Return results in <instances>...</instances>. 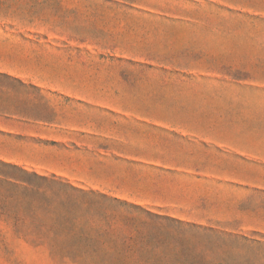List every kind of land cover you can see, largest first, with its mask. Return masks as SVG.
Returning a JSON list of instances; mask_svg holds the SVG:
<instances>
[{
  "label": "rangeland",
  "instance_id": "374dc122",
  "mask_svg": "<svg viewBox=\"0 0 264 264\" xmlns=\"http://www.w3.org/2000/svg\"><path fill=\"white\" fill-rule=\"evenodd\" d=\"M0 66V264H264V0H0Z\"/></svg>",
  "mask_w": 264,
  "mask_h": 264
},
{
  "label": "crops",
  "instance_id": "0c3cea01",
  "mask_svg": "<svg viewBox=\"0 0 264 264\" xmlns=\"http://www.w3.org/2000/svg\"><path fill=\"white\" fill-rule=\"evenodd\" d=\"M0 68H2V66H0ZM7 73V72H6ZM13 79L19 81L21 84H24V82L26 83V81L24 80H19L17 79L18 77L14 76L12 77ZM92 128L94 130L99 129V131H103L104 129H107L106 127H79V129L82 130H88L90 132H92ZM142 132V127H132L131 130H127L124 129V133H111V139L113 142L117 143V144H122L125 147L129 148V149H135L136 152L132 153V152H125L123 150H119L121 153L125 154L124 156L128 159H130L131 163H138V162H142L143 159L141 157H138V151L141 148V143L143 142V135L141 134ZM140 152V151H139ZM198 160L196 161H181V160H174V161H170L166 164H164L165 166L169 167V169L175 173H187V174H191V177L189 178H195L197 179L196 176L193 177L194 174H198L199 170H197V168H193L192 165L194 164H198ZM183 177H179L178 179H182ZM188 178V177H187ZM125 180H130L129 178H125ZM132 180V179H131ZM134 180V178H133ZM122 186V184H117L114 185V187H120Z\"/></svg>",
  "mask_w": 264,
  "mask_h": 264
}]
</instances>
